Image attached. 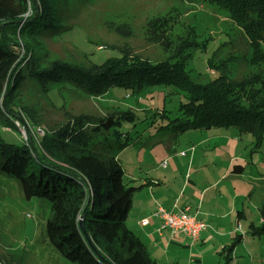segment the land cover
<instances>
[{"label":"trees","instance_id":"1","mask_svg":"<svg viewBox=\"0 0 264 264\" xmlns=\"http://www.w3.org/2000/svg\"><path fill=\"white\" fill-rule=\"evenodd\" d=\"M202 1L225 10L249 39L251 63L255 56L264 60V0ZM70 2L0 0V126L17 130L15 122L21 119L14 106H21L16 91L25 80L39 87L69 84L90 97L104 95L116 86L140 94L146 87L164 85L174 87L185 99L178 105L183 117L174 119L180 120V132L188 128H236L252 135L256 147L260 145L264 139V80L254 75L233 81L218 74L201 85L190 80L183 60L152 62L122 54L83 68L60 60L41 66L31 55L28 57V53L33 54L29 38L55 40L71 30L67 21L74 7ZM167 22L166 18H158L150 26L162 31ZM135 118L132 108H115L106 117L81 114L56 129H40L43 134L37 140L30 136L11 143L0 135V174L15 180L26 200L46 201V239L71 263L157 264L126 225L133 194L141 186L125 178L115 154L102 153L94 147L99 143L94 139L103 137L116 123ZM174 120L168 121L166 127ZM238 168L244 166L234 165V169ZM259 216V225L249 223L254 234L264 233V207ZM240 238L237 235L233 242ZM234 243L222 248L219 255L223 260L218 264L230 263ZM3 260L11 261L12 257Z\"/></svg>","mask_w":264,"mask_h":264},{"label":"rangeland","instance_id":"2","mask_svg":"<svg viewBox=\"0 0 264 264\" xmlns=\"http://www.w3.org/2000/svg\"><path fill=\"white\" fill-rule=\"evenodd\" d=\"M70 5L74 7L67 21L71 30L55 40H28L33 54L30 52L27 56L31 55L41 66L60 60L89 68L92 62L101 63L108 57L123 54L152 62L183 60L190 80L201 85L218 74L233 81L253 75L264 80V60H257L255 56L251 63L249 39L227 17L225 10L213 4L202 0H71ZM158 18L168 19L162 31L150 26ZM49 88L23 81L16 91L21 107L14 106L21 120L15 122L16 131L0 126L4 140L19 143L30 136L37 140L43 134L40 129H56L75 116L106 117L115 108H132L134 121L116 123L103 137L94 139L99 140L94 146L98 151L116 155L127 180L138 171L142 160H162L171 141L175 140L178 147L171 156L172 162L168 163L178 166L191 157L193 151L186 144L197 135L227 134L229 137L210 138L207 141L211 144L210 151L200 149L207 147L206 144L196 148L207 162L216 155L214 161L218 165L230 156L238 157L236 163L244 166L245 174L254 176L244 207L248 219L235 227L238 231L241 227L237 234H244L243 240L237 243L233 240L227 245L234 243L229 264H264V233L254 234L249 226L250 222L259 225L257 208L264 205V139L256 147L249 133L225 127L188 128L180 132V120L174 119L183 117L178 105L185 99L172 86L153 85L140 94L131 88L116 86L104 95L91 97L69 84ZM31 120L39 127L31 126L28 123ZM171 120L174 122L166 127ZM233 140L237 143L225 145ZM48 212L45 200H26L15 180L0 174V264H74L61 257L46 239ZM9 256L11 261L3 260Z\"/></svg>","mask_w":264,"mask_h":264},{"label":"crops","instance_id":"3","mask_svg":"<svg viewBox=\"0 0 264 264\" xmlns=\"http://www.w3.org/2000/svg\"><path fill=\"white\" fill-rule=\"evenodd\" d=\"M224 135L228 136L212 132L210 136L197 135L191 139L186 146H190L193 153L178 166L168 163L172 162L171 156L177 149L176 141H171L162 160L156 162L146 158L138 165V171L128 177L131 184L141 187L133 194L126 225L144 243L157 264H218L220 250L241 231V227L239 231L235 230L237 223L248 219L244 207L249 200L254 176H247L244 168L234 169L238 157L230 156L218 165V161H214L216 155L207 162L205 155L196 148L206 144L207 147L200 149L210 151L211 144L207 141ZM235 143L233 140L225 145ZM162 161L166 163L164 167ZM157 205L171 211L186 208L208 226L195 240L180 232L159 231L160 218L152 215ZM263 207L257 208L259 215ZM258 217L260 224L261 218ZM143 219H147V224L141 223ZM239 235L241 242L244 234Z\"/></svg>","mask_w":264,"mask_h":264},{"label":"built area","instance_id":"4","mask_svg":"<svg viewBox=\"0 0 264 264\" xmlns=\"http://www.w3.org/2000/svg\"><path fill=\"white\" fill-rule=\"evenodd\" d=\"M181 155H183V153H181ZM165 164V162H162L161 165L164 167ZM152 215L160 218L159 231L168 229L172 234L180 232L191 240L197 239L208 226V224L199 219L195 213H189L186 208L171 211L157 205ZM147 222V219L141 221L142 224H147ZM238 228L239 225L237 226V229Z\"/></svg>","mask_w":264,"mask_h":264},{"label":"water","instance_id":"5","mask_svg":"<svg viewBox=\"0 0 264 264\" xmlns=\"http://www.w3.org/2000/svg\"><path fill=\"white\" fill-rule=\"evenodd\" d=\"M79 225H80V227H81V229L83 231L84 229H83L82 223L80 222Z\"/></svg>","mask_w":264,"mask_h":264}]
</instances>
